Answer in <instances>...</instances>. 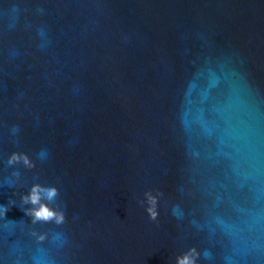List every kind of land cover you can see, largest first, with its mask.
Listing matches in <instances>:
<instances>
[{"label": "water", "instance_id": "1", "mask_svg": "<svg viewBox=\"0 0 264 264\" xmlns=\"http://www.w3.org/2000/svg\"><path fill=\"white\" fill-rule=\"evenodd\" d=\"M0 264H264V0H0Z\"/></svg>", "mask_w": 264, "mask_h": 264}]
</instances>
